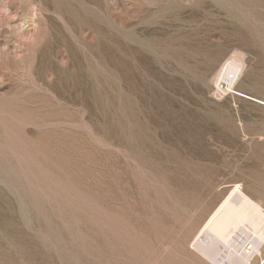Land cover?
I'll return each mask as SVG.
<instances>
[{"label": "rangeland", "instance_id": "obj_1", "mask_svg": "<svg viewBox=\"0 0 264 264\" xmlns=\"http://www.w3.org/2000/svg\"><path fill=\"white\" fill-rule=\"evenodd\" d=\"M237 186L264 210V0H0V264H264L205 227Z\"/></svg>", "mask_w": 264, "mask_h": 264}, {"label": "bare ground", "instance_id": "obj_2", "mask_svg": "<svg viewBox=\"0 0 264 264\" xmlns=\"http://www.w3.org/2000/svg\"><path fill=\"white\" fill-rule=\"evenodd\" d=\"M238 187L239 186H237L235 190L241 192ZM234 192L228 195V197L223 201V203L218 206L214 213L210 216L208 222H206L205 227L209 228L215 235L217 234L219 237H226L231 232L230 230L234 228V226L239 225V223L243 222H248L251 224V226H254L255 228H261L262 225L264 226V210L262 209L261 205L253 201L250 197H248L242 192L241 198L239 200H233L232 196ZM262 230L263 232H261L263 235L262 237H259L262 238L261 240L264 241V229ZM212 246L215 247V245ZM206 248L208 249H202V252H204V254L205 252H210L209 245ZM214 256L212 258H214Z\"/></svg>", "mask_w": 264, "mask_h": 264}]
</instances>
